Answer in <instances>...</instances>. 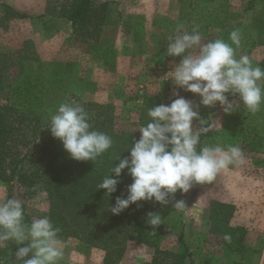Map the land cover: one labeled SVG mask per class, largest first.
<instances>
[{
    "label": "rangeland",
    "instance_id": "374dc122",
    "mask_svg": "<svg viewBox=\"0 0 264 264\" xmlns=\"http://www.w3.org/2000/svg\"><path fill=\"white\" fill-rule=\"evenodd\" d=\"M104 1L109 3V22L102 29L97 45L102 49L98 50L75 39L68 20L48 14L47 0H0L29 16L5 20L0 7V49L13 52L30 40L42 61L73 62L74 74L58 91L83 101L111 104L117 131L129 129L141 139V111L158 109L159 135L181 142L160 192L161 205L176 212L184 223L195 261L226 264L234 257L208 231V204L216 199L235 205L231 223L246 227V242L257 252L252 261L262 264L264 130L258 128L261 138L255 142L253 130L241 141L230 136V129L234 123L242 124L249 107L236 99H223L232 94L233 78L224 75L221 61L231 57L239 65L253 66L262 58L264 0H256L251 10L245 9L249 0H98ZM225 31L230 35L224 37ZM222 41L226 48L219 46ZM241 81L245 91L262 85L256 78ZM235 115L239 117L234 119ZM206 123L213 133L203 140L194 174V145ZM230 143L234 146L226 147ZM17 192L16 201L26 204L33 223L45 226L48 200L42 186ZM6 194L0 181V211ZM23 240L27 243L28 238ZM36 244L19 251L38 257L41 252L31 249ZM177 244L174 230L166 234L161 247L175 249ZM0 247L7 248L2 241ZM49 251L53 264H101L103 257L102 250L74 238L50 241ZM152 255V248L130 241L121 264L146 263ZM0 264L12 262L8 258Z\"/></svg>",
    "mask_w": 264,
    "mask_h": 264
},
{
    "label": "trees",
    "instance_id": "16d2710c",
    "mask_svg": "<svg viewBox=\"0 0 264 264\" xmlns=\"http://www.w3.org/2000/svg\"><path fill=\"white\" fill-rule=\"evenodd\" d=\"M256 4L249 0L245 9ZM0 7L5 20L29 17L7 3ZM47 10L70 22L75 39L102 49L97 45L109 22L107 1L47 0ZM239 64L231 57L221 61L224 75L233 78L232 94L223 99L249 107L242 124L234 123L229 134L241 141L253 130L255 142L261 136L258 128L264 130V55L253 66ZM74 72L73 62L42 61L30 40L13 52L0 49V181L7 190L0 211V241L7 248L0 247V262L9 258L12 264H53L50 241L74 238L102 250L101 264H121L130 241L153 249L151 260L140 264H201L193 257L179 215L160 200L181 142L159 135L156 108L141 111V139L129 129L117 131L111 104L58 91ZM241 78H256L262 85L245 91ZM212 133L209 123L197 133L194 174L203 140ZM36 185L47 194L45 226L35 225L26 204L15 199L18 189ZM234 211L231 202L210 200L208 231L221 240L227 254L239 255L227 264H252L255 250L246 242V227L231 224ZM174 230L177 247L162 248L166 234ZM34 242L31 249L41 252L38 257L19 251Z\"/></svg>",
    "mask_w": 264,
    "mask_h": 264
},
{
    "label": "crops",
    "instance_id": "0c3cea01",
    "mask_svg": "<svg viewBox=\"0 0 264 264\" xmlns=\"http://www.w3.org/2000/svg\"><path fill=\"white\" fill-rule=\"evenodd\" d=\"M228 35H230V34H229L228 32L225 31V32H224V37H226V36H228ZM225 42H226V41H225ZM219 46H220L221 48H226V43H224V41H222L221 44H220ZM232 219H233V216H232L231 220H232ZM231 224H232V223H231ZM232 225H240V224H232ZM242 226H243V225H242ZM244 227H245V226H244ZM251 248H252V247H251ZM253 249H254V248H253ZM254 250H255V249H254ZM225 252H226V251H225ZM255 253H257V252L255 251ZM255 253H254V254H255ZM254 254H253V255H254ZM227 255H229V254H227ZM230 255H231V254H230ZM253 255H252V256H253ZM231 256H234V257H232L231 260H235V259H238V258H239V255H237V254H236V256H235V254H234V255H231ZM251 262H252V264H257V263H255V262L252 261V257H251ZM263 263H264V261H263ZM263 263H262V264H263ZM224 264H225V263H224ZM226 264H227V263H226Z\"/></svg>",
    "mask_w": 264,
    "mask_h": 264
}]
</instances>
